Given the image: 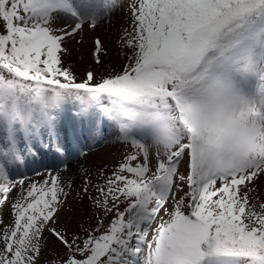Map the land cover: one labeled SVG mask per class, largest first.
Segmentation results:
<instances>
[{"label":"snow or ice","instance_id":"6c2138e0","mask_svg":"<svg viewBox=\"0 0 264 264\" xmlns=\"http://www.w3.org/2000/svg\"><path fill=\"white\" fill-rule=\"evenodd\" d=\"M120 9L126 63L96 37L78 76L66 42ZM105 123L130 148L72 231L59 165ZM262 181L264 0H0V264H264Z\"/></svg>","mask_w":264,"mask_h":264},{"label":"rangeland","instance_id":"374dc122","mask_svg":"<svg viewBox=\"0 0 264 264\" xmlns=\"http://www.w3.org/2000/svg\"><path fill=\"white\" fill-rule=\"evenodd\" d=\"M127 24V13L124 9H120L112 18L111 23L104 21L95 30L86 29L82 33V36H77L75 39L67 41V46L77 53L76 58L80 57L81 67H84L85 70L93 57L95 38L99 37L107 49V54L102 57L103 61L106 62L110 56L114 57L119 52L118 37L121 29L127 26ZM81 39H83V43H79ZM77 65L79 66L78 63ZM70 116L71 113L66 118V123L70 122ZM104 129V142L94 144L91 147H80L76 146L74 142H70L64 157V164L59 165L61 169H64L61 172V176L65 184L69 181L71 182V189H66L69 194L67 202L64 205V210L61 212L60 219L72 231H76L81 223L85 226H88L89 223H95V208L88 199V196L82 192L81 195H77L84 184L85 176L90 181L89 193L96 195L95 188L92 185L102 183V170L104 174L111 173L130 148L129 145L115 140V132L109 130L107 123H105ZM84 143L92 145L91 140L84 141L82 139L81 144ZM43 162L51 164V157L49 156ZM65 164L67 165L66 169L64 168ZM37 167L38 165L33 164L31 158H29L27 166L22 165L15 178H22L23 175L32 177L34 176L32 169ZM185 169L186 166L182 163L181 171H185ZM38 170L43 171V168H39ZM258 188L261 198H264V181L259 184ZM15 195L16 193L13 192L12 196L14 197ZM0 214H2L5 223L9 222L11 220V206L4 207ZM54 247L63 250L62 245L57 244L54 239H50L48 248L44 253L45 258L51 255V249ZM41 264H44L43 259Z\"/></svg>","mask_w":264,"mask_h":264},{"label":"trees","instance_id":"16d2710c","mask_svg":"<svg viewBox=\"0 0 264 264\" xmlns=\"http://www.w3.org/2000/svg\"><path fill=\"white\" fill-rule=\"evenodd\" d=\"M68 49L70 51V55L65 57V64L66 66L71 65V67L73 68V70L78 76L82 75L87 68L95 67V63L92 57L91 62L86 66V69L84 70V67H81L80 57L76 58L77 53L73 51L72 49H70L69 47ZM118 53L114 57L110 56L109 59L106 60V62L104 61V67L106 68L111 67V68L119 69L124 63H126L123 56L118 55ZM77 60H80V61H77ZM77 63L79 64V66L77 65Z\"/></svg>","mask_w":264,"mask_h":264}]
</instances>
